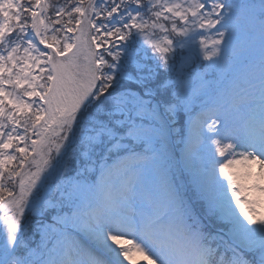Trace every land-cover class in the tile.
<instances>
[{
	"label": "snow or ice",
	"instance_id": "1",
	"mask_svg": "<svg viewBox=\"0 0 264 264\" xmlns=\"http://www.w3.org/2000/svg\"><path fill=\"white\" fill-rule=\"evenodd\" d=\"M237 164L264 198V0H0V264H264Z\"/></svg>",
	"mask_w": 264,
	"mask_h": 264
},
{
	"label": "bare ground",
	"instance_id": "2",
	"mask_svg": "<svg viewBox=\"0 0 264 264\" xmlns=\"http://www.w3.org/2000/svg\"><path fill=\"white\" fill-rule=\"evenodd\" d=\"M252 170L255 172H258L259 167L257 166V169H256L252 165ZM228 171L231 173H234L236 175L237 182L239 184L244 185L245 190L248 193L250 199H255V200L260 201L256 205V210H257V212L264 214V198L261 197V194L258 191L254 190V189H250V185L253 183V181L246 178V176H245V173L248 171V169L242 164H237L235 167L229 168ZM261 183L264 184V181H261Z\"/></svg>",
	"mask_w": 264,
	"mask_h": 264
},
{
	"label": "rangeland",
	"instance_id": "3",
	"mask_svg": "<svg viewBox=\"0 0 264 264\" xmlns=\"http://www.w3.org/2000/svg\"><path fill=\"white\" fill-rule=\"evenodd\" d=\"M189 63H191V61H189ZM187 71H188V69L185 68V72H187ZM205 71H207V72L209 73V72L212 71V69H210V68H206V65H204V67H201V66H197V64L192 68V72H193L194 74H196V73H203V72H205ZM179 143H180V142H179ZM181 146H182V143H181ZM180 148H181V147H180ZM180 148H179V150H180ZM146 174H148V175H152V171L147 170V171H146Z\"/></svg>",
	"mask_w": 264,
	"mask_h": 264
}]
</instances>
